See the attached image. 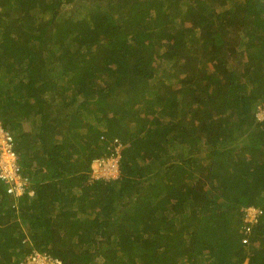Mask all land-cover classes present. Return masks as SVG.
<instances>
[{"label": "trees", "instance_id": "obj_1", "mask_svg": "<svg viewBox=\"0 0 264 264\" xmlns=\"http://www.w3.org/2000/svg\"><path fill=\"white\" fill-rule=\"evenodd\" d=\"M259 108L264 0H0V264H264Z\"/></svg>", "mask_w": 264, "mask_h": 264}, {"label": "built area", "instance_id": "obj_2", "mask_svg": "<svg viewBox=\"0 0 264 264\" xmlns=\"http://www.w3.org/2000/svg\"><path fill=\"white\" fill-rule=\"evenodd\" d=\"M258 117L263 119L264 108L258 109ZM15 140L12 134L5 130L0 124V179L7 185V192L16 196H22L26 191L29 179L21 173L17 164V155L14 150ZM123 145L118 139L113 142V147L106 157L98 158L93 161V171L101 170L102 172L93 177V179H115L120 174V159ZM33 195V192H29ZM259 210L251 208L247 211L246 223L250 226L244 227L246 236L243 243H248L249 236L252 235V225L257 224ZM21 264H61L57 259L49 255L34 253L28 256Z\"/></svg>", "mask_w": 264, "mask_h": 264}, {"label": "clouds", "instance_id": "obj_3", "mask_svg": "<svg viewBox=\"0 0 264 264\" xmlns=\"http://www.w3.org/2000/svg\"><path fill=\"white\" fill-rule=\"evenodd\" d=\"M0 124L2 125V127L4 128V126H3V124H2V122L0 121ZM5 129V128H4ZM6 130V129H5ZM8 131V130H7ZM10 132V131H9ZM11 134H12V136L14 137V134L12 133V132H10ZM116 139H118V138H116ZM14 140H15V137H14ZM119 141H120V139H118ZM121 142V141H120ZM121 144L123 145V150H122V152L126 149V146L121 142ZM15 147V146H14ZM110 151H111V147H110ZM16 153V152H15ZM110 153V152H109ZM108 153V154H109ZM107 154V155H108ZM16 155H17V153H16ZM103 157H106V155L105 156H103ZM121 157H122V153H121ZM100 158H102V157H100ZM96 159H98V158H96ZM95 160V159H94ZM93 160V161H94ZM121 160V159H120ZM93 161H92V164H91V173H92V165H93ZM17 164H18V156H17ZM18 166L20 167V165L18 164ZM20 169H21V167H20ZM22 170V169H21ZM22 173V172H21ZM91 173H90V180L91 181H93V180H95V179H93V178H91L92 176H91ZM120 175H121V168H120V174H119V176L117 177V178H115V179H110V180H116V179H118L119 177H120ZM25 176V175H24ZM28 178V177H27ZM29 179V178H28ZM97 180H99V179H97ZM106 180V179H105ZM108 181V180H107ZM30 192H33V191H30ZM30 195V194H29ZM33 195H34V192H33ZM33 195H30V196H33ZM246 237V236H245ZM244 237V238H245Z\"/></svg>", "mask_w": 264, "mask_h": 264}, {"label": "rangeland", "instance_id": "obj_4", "mask_svg": "<svg viewBox=\"0 0 264 264\" xmlns=\"http://www.w3.org/2000/svg\"><path fill=\"white\" fill-rule=\"evenodd\" d=\"M82 4H84V3H82ZM81 8H82V6H78V7H75L74 9L77 10V9H81ZM25 128H26L27 130H29V127H28L27 125L25 126ZM26 129H25V130H26ZM101 172H102L101 170H97L96 172H94L93 169H92V173H91V176H92V177H91V178H93L94 176L100 174ZM246 264H247V263H246Z\"/></svg>", "mask_w": 264, "mask_h": 264}]
</instances>
